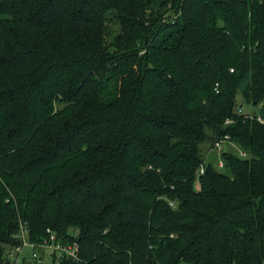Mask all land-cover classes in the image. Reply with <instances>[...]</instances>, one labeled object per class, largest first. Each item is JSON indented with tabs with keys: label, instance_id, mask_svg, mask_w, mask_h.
Returning <instances> with one entry per match:
<instances>
[{
	"label": "trees",
	"instance_id": "trees-1",
	"mask_svg": "<svg viewBox=\"0 0 264 264\" xmlns=\"http://www.w3.org/2000/svg\"><path fill=\"white\" fill-rule=\"evenodd\" d=\"M23 229L79 243L43 264H264V0H0V264Z\"/></svg>",
	"mask_w": 264,
	"mask_h": 264
},
{
	"label": "built area",
	"instance_id": "built-area-1",
	"mask_svg": "<svg viewBox=\"0 0 264 264\" xmlns=\"http://www.w3.org/2000/svg\"><path fill=\"white\" fill-rule=\"evenodd\" d=\"M218 146H221L220 143H218ZM220 165L223 166V162H220ZM202 172H204V169H202ZM22 238L23 244L13 248L7 254V259L10 264H26L27 261H32L34 264H43L45 262V259L42 257L43 254H38L36 249L45 252L46 249L50 248L54 253H57L58 257L78 258V252L80 250L78 242L65 245L58 242L56 235L52 234L50 240H46L44 244L37 246L27 239L25 229H23ZM27 248L30 249V253H25Z\"/></svg>",
	"mask_w": 264,
	"mask_h": 264
},
{
	"label": "rangeland",
	"instance_id": "rangeland-1",
	"mask_svg": "<svg viewBox=\"0 0 264 264\" xmlns=\"http://www.w3.org/2000/svg\"><path fill=\"white\" fill-rule=\"evenodd\" d=\"M238 107H243V110L246 112V113H253L254 112V110H255V107L253 106V105H251V104H249V103H246V102H244L243 101V99H242V97H241V95H239L238 96ZM209 143H205L204 144V147H206V145H208ZM211 151V150H210ZM36 251H37V253L38 254H41V253H43V251H41L40 249H36ZM31 251H30V249L29 248H27L26 250H25V253H30ZM54 253V251L52 250V249H46L45 250V256H46V259L47 260H50L51 259V257H52V254ZM28 264H34L32 261H28ZM179 264H191V263H189V262H186V261H181Z\"/></svg>",
	"mask_w": 264,
	"mask_h": 264
}]
</instances>
